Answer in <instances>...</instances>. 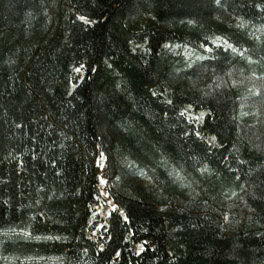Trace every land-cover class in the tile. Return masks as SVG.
<instances>
[{"label": "trees", "instance_id": "trees-1", "mask_svg": "<svg viewBox=\"0 0 264 264\" xmlns=\"http://www.w3.org/2000/svg\"><path fill=\"white\" fill-rule=\"evenodd\" d=\"M137 3L138 0H121L119 5L117 0H0V171L3 172L0 179L11 177L7 192L0 199L18 201L17 207L24 206L21 212L10 211L0 219L11 220L13 215L26 213V224L28 218L51 209L49 215L53 220L62 219L59 225L47 222L51 234L73 238L64 241L60 250L57 242L55 248L34 247L26 255L38 251L46 257L65 256L64 264H227L239 260L231 251L234 243L253 253L247 258V264H262L264 241L255 233H264V212L259 208L255 212L249 210L255 204L241 191V186L252 191L253 180L264 172V154L255 147L264 148V135H261L264 133V78H261L264 61L252 53L250 37H247L249 43L242 41L243 49H249L244 55L258 62L248 64L239 54L229 53L230 62L223 71H216L215 61L207 60L187 69L183 60L175 59L167 50L157 49L155 58L145 59L161 71V76L158 82H149L137 71L134 57L139 54L130 51L126 39H132L134 44L143 43L138 37L147 35L149 43L154 44L161 35L167 38L171 34L172 43L186 42L206 57L223 58V50L216 49L209 34H230V24L223 16L232 10L210 15L208 0H161L159 6L149 4V11L137 7ZM212 7H216L214 3ZM252 11L249 4L232 15L242 21L247 19L244 14L250 15ZM77 14L86 15L95 23L84 25L76 20ZM140 14L150 17L152 24L134 28L131 20ZM189 20L191 25L187 23ZM259 25L257 19L255 26H249L258 28ZM235 30L232 26L231 31ZM257 36L264 40V34ZM164 42L168 41L165 39L161 44ZM229 42L235 43L231 39ZM202 43L212 48V53L205 52L200 47ZM126 47L129 50L125 51ZM237 48L239 52L241 45ZM210 63L212 66H208ZM80 64H84L82 71L74 72L73 68ZM201 65L208 66V70L204 71ZM90 67L97 71L92 72ZM185 72L191 75L190 80L185 79ZM125 79L135 87L133 95L138 99L135 106L123 92ZM249 81L252 83L246 86ZM236 82L240 84L233 85ZM117 83L120 89L115 87ZM151 90L158 95L151 96ZM257 91L260 95L253 94ZM205 92H212L221 101L212 105V114L206 120L220 134L217 143L223 140L222 146L213 148L206 159L202 141L194 134L187 140L181 135V129L191 134L202 125L194 119L189 124L179 117L181 107L176 99L180 96L185 105H193L190 111L194 118L208 107ZM109 94L108 106L101 104L98 110L94 105ZM167 99L173 100L172 106L163 102ZM249 100L252 107L241 121V108ZM140 105L148 110L147 114ZM257 111L262 115H252ZM164 112H168L167 117ZM233 116L238 119L233 121ZM204 134L214 133L204 128ZM181 142L212 173L200 177L185 166L187 173H180L197 186L194 192L185 190L178 181L169 185L166 179L165 167L168 171L175 167L167 153ZM100 151L107 157L101 161L107 169L112 167L114 154L129 156L141 168L149 164L147 170L161 185L166 198L157 201L153 192L132 184L129 185L132 198L115 197L109 191L108 197L101 196L95 201L96 195L108 192L98 181H93V171L99 175L96 160ZM33 155L40 161L56 159L57 164L35 163L33 168ZM225 157V163L236 169L235 172H229L225 163H221ZM241 160L246 163L240 164ZM21 161L28 169L19 173L23 180L12 172ZM155 164L165 167L153 171ZM117 167L123 177L124 169ZM57 171L59 176L55 175ZM3 187L0 185V190ZM37 188L41 189L39 193ZM89 189L94 191L90 194ZM233 192L237 195L233 196ZM240 197L248 202L247 207ZM107 200L116 203L118 211L123 209L129 215L131 231L126 233L129 237L126 241L118 236L110 240L104 229L94 227L110 219L105 215L110 211ZM89 204L93 205L91 211ZM92 211L98 214L92 217ZM225 214L232 221L230 229L223 220ZM89 218L92 224H87ZM193 223L199 226L193 229L190 227ZM221 224L226 227H218ZM22 227L19 223L0 226V240H16L18 236L7 233ZM57 228L67 231L58 233ZM25 229L31 231V228ZM144 241H147L146 251L137 256L139 245ZM84 249H88L87 254ZM3 255L8 257L7 264H36L23 260L25 257L19 250L12 248ZM100 257H104L103 262ZM0 264L5 262L0 260Z\"/></svg>", "mask_w": 264, "mask_h": 264}, {"label": "snow or ice", "instance_id": "snow-or-ice-1", "mask_svg": "<svg viewBox=\"0 0 264 264\" xmlns=\"http://www.w3.org/2000/svg\"><path fill=\"white\" fill-rule=\"evenodd\" d=\"M121 3V0H117V5ZM161 3V0H138L137 7L143 8L145 11H149V4L159 6ZM215 4V8L212 7V4ZM251 6L253 9L252 13L249 15L248 13H245L244 15L247 17L246 20H242L240 24L236 25V30L234 32L231 31L232 25H228V29L230 30V34L228 35H221L217 36L215 40H213V43L215 44V47L217 50H223V58L222 56H204L200 55L197 57L200 61H215L214 68L216 71H223L226 64H228L230 61L227 58V55L229 53L231 54H239L241 58L244 61H247L248 64H253L258 61H253L251 59V56L244 55L245 51H249V49H243L242 41L243 43H249V39L247 37L251 38L252 42V48L251 51L253 54L258 55L259 61H264V40H261L259 36L256 35V32H245L242 31L243 29H246L248 25L255 26V21L259 19L260 25L256 29L257 32H260L264 34V0H208V6L210 9V15L212 12H222L226 11L227 9H231L232 12L242 11L243 8L246 5ZM258 10V11H257ZM232 12H229L228 14L231 15ZM76 20L82 21L84 25H91L95 22L88 19L86 15H76ZM183 23V21H182ZM189 25L192 24V21H187ZM174 36L169 35L167 38H165L163 35L160 36L158 40L155 41L154 44L149 43V38L147 35H144L142 37H138V39L143 40V43H133L132 39H126V45L131 46L130 51L133 54H139L135 56L134 58L137 60V71L140 72L144 77H147L149 82H158L159 78L161 76V71L157 68H154L151 61L145 59V57L152 56L155 58L157 55V49L162 50H179L181 48L187 49L188 44H177L172 43ZM167 40L168 42H164L161 44V41ZM234 40L235 43H230L229 40ZM217 41H220V43H217ZM256 41H259V43H256ZM241 45V50L238 52L237 45ZM147 45V46H146ZM200 47L204 49L205 52L212 53V48L208 47L206 43L200 44ZM129 50L127 47L125 48V51ZM161 59H164L163 53H160ZM185 62V67L187 69H193V64L191 62H188V57H183ZM107 63V61H105ZM109 68H111V65H108ZM208 66H212L211 63ZM208 66L201 65V67L204 69V71L208 70ZM84 68V64H80L79 67H74L73 71L76 73H80L82 69ZM261 68H264V64L261 65ZM90 70L92 72H96L97 69L95 67H90ZM176 71H179V69H176ZM230 76L231 74L228 73ZM253 76H255V72L252 73ZM185 79H191V75L188 72L184 73ZM264 78V73H262V77ZM83 79V77H81ZM117 89L121 88L120 83H117L115 85ZM217 88L220 87V85H216ZM168 85L165 84V91H167ZM135 91L134 85H132V82L128 79L124 80V87L123 92L126 93V99L129 100L133 106H135L138 103L137 97L133 95V92ZM117 95L119 93H116ZM254 95H260L259 91L253 93ZM90 95L94 94L91 93ZM158 95V92L155 90H151V96L156 97ZM205 97H208L209 99L206 101L208 107L205 111H201L197 116L193 118L192 113L190 109L193 107L191 103H188L187 105L184 104V101L180 98V96H177V103L181 107V110L179 111V117L186 119L189 124L192 123L193 119L202 125L200 129H194L193 132L190 134L188 130L181 129V135L187 140L190 138V135L194 134L197 140L202 141L206 147V153H205V159L208 155L212 154L213 148H219L223 144V140L221 139L219 143H217L219 132H216L214 127L212 125H209L207 123L206 117L210 116L212 114L213 104H220L221 101L218 99L212 92H205L203 94ZM79 98V97H77ZM111 100V94H109L106 98L101 100L99 103L95 104L94 106L99 110L100 105L103 104L104 107L108 106V102ZM169 106L173 105V100L167 99L163 101ZM141 109H144V105H140ZM145 113H148L147 109H144ZM90 115V114H89ZM248 113H242L239 119L243 121V117L247 116ZM252 115L260 116L262 113L259 111L252 113ZM164 116H168V112H164ZM155 118V117H153ZM99 116L97 117V123H99ZM233 121L237 120V116L232 117ZM259 122V121H258ZM19 127V125L17 126ZM130 127V126H129ZM170 127H175V125H171ZM204 128L208 129L209 134H204ZM236 128L239 129L240 125L237 124ZM93 135H96V133H93ZM261 135H264L262 133ZM257 140L260 139V136L256 137ZM264 144V142H262ZM96 148H100V144L95 145ZM256 149L258 151H261L262 154H264V148H262L261 145H255ZM164 154H162L163 156ZM168 159L171 160V162L175 165L172 171H168L167 168L162 164H155L153 165V171L157 167H165L166 172V179L168 181L169 185H174L177 183V180L173 178V175L175 174V177H180V172L183 171L187 173L188 167H190L194 172L199 173L200 177H204L206 175L210 176L212 173L206 164H201L198 160L195 154L193 152L185 147V143H176L173 150L169 153H167ZM107 159L105 156L104 151L99 152V158L96 160V165L98 170H103L104 164L101 162L103 160ZM31 160L34 161L32 164V167L35 168V163H51L53 165L57 164L56 159H51L50 161H40L39 157L36 155H33L31 157ZM227 160V157H225L221 163H225ZM191 162V163H189ZM246 161L241 160L240 164H244ZM188 166V167H185ZM225 167L229 172H235L236 169L230 168L225 163ZM149 168V164H145L144 168L140 170L141 175H145L146 170ZM27 164L24 161H21L13 170V175L17 176L18 179L23 180L24 178L22 176H19V173L22 171H26ZM251 174V173H250ZM0 175H3V172L0 171ZM56 176H59L60 173L57 171L55 172ZM124 175H127V173H124ZM9 179L11 177H8L6 179H0V185H3V189L0 190V195H5L7 192V186L9 183ZM31 177H29V180ZM116 179H121V176H116ZM151 179V177H149ZM158 179V178H157ZM237 180H239V177H236ZM93 181H98L99 185H106L108 183V180L105 179L103 175H97L96 170L93 171ZM163 183V182H161ZM252 188V191H246L243 186H241V191L245 193V196H248L253 204H255V207L250 208L249 210L252 212H255L257 208L260 209L261 212H264V172H261L259 176L256 178V180H253L252 184L250 185ZM41 189L37 188V193H39ZM94 191V189H89L90 194ZM23 195V193H21ZM233 196H236L237 194L235 192L232 193ZM101 196L108 197L109 193L107 191L101 192L99 195L95 196V201H99L101 199ZM48 199H52V197H48ZM241 201L244 202L245 206H248V202L244 201V197H240ZM19 202L13 203L10 199H0V217L6 216L10 211L13 213L21 212V210L24 208L23 205H20L17 207L16 205ZM37 204L40 203V200L37 199ZM106 203L110 205V211L105 213L107 217L110 219L106 220L105 224L100 225H94V227H99L104 229L105 233L108 234V238L111 240L115 236H118L121 240H128L129 237L126 234L127 232H130L131 229L128 228V225L131 223V220L129 218L128 214H125L123 209H119L118 211V205L116 203H113L111 200H107ZM47 208V205L44 206ZM93 205L89 204L88 209L91 211ZM48 211H40L35 216H32L28 218V223L25 224V215L26 213H21V215H13L11 220L6 219H0V226H3L4 224L11 225L13 223H19L24 225V227L21 228V234L18 236L16 240H0V260H3L5 264H7L8 257L4 256L3 253L9 251L10 248H12L14 251L19 250L20 255L25 257V260L29 261H35L36 264H48L49 260H56L59 262V264H64L63 257H46L40 254V252H35L31 256L26 255V253L31 252L32 249L35 248H41V249H47L49 245L52 247H57V242L60 243V247L57 248V250H60L64 246V241L69 240L73 238L71 235L64 236L62 234H51V229L48 228L47 222L51 221L54 225H59L62 223V219H52V216L49 215ZM98 213L95 211L91 212L92 217H95ZM205 219H207V216H205ZM223 220L227 222V228H231L232 221L229 220L228 215H223ZM87 224H92L93 220L91 218L87 219ZM199 225L193 223L190 225L191 228L195 229ZM83 227V222H82ZM220 228H225L226 225L221 224L218 225ZM25 228H31V231H25ZM11 230V229H10ZM146 230V229H145ZM63 231H67V229H60L57 228L56 232L62 233ZM35 233V234H34ZM48 233V234H46ZM255 235L259 236L261 238V241H264V233L257 231ZM89 239L91 240L92 237L89 236ZM147 244V241H144L141 245H139V251L136 253L137 256H139L141 253L145 252L146 249L144 245ZM85 254H87L88 249L83 250ZM101 251H103V247H101ZM231 251L239 258V260H231L228 261L227 264H247V258L250 255H253V253H249L245 248L241 247L239 244H233V247ZM75 255V253H74ZM116 256H120V252H116ZM19 259V257H17ZM101 262H103L104 257H100ZM23 264V262H22ZM262 264H264V261H262Z\"/></svg>", "mask_w": 264, "mask_h": 264}, {"label": "rangeland", "instance_id": "rangeland-1", "mask_svg": "<svg viewBox=\"0 0 264 264\" xmlns=\"http://www.w3.org/2000/svg\"><path fill=\"white\" fill-rule=\"evenodd\" d=\"M224 20H226L230 25L236 28V25L241 23V20L238 19L237 17L233 16L232 14L229 15L227 12L224 13L223 16ZM132 25L136 29L140 28H145L147 26H150L152 24V19L150 17L144 16V15H138L137 17L133 18L132 20ZM246 29L249 32H256V35L260 34V32H257L255 27L247 26ZM217 36H220L216 33H210L209 38L210 41L213 43V40ZM186 42H182L180 44H183ZM217 43H220V41H217ZM188 44V43H187ZM169 53L172 54V56L175 59L183 60L184 56L188 57V62H191L192 64H195L199 62L200 60L197 59L198 56L204 55L203 52H201L199 49L195 48L194 46L188 44L187 49H179V50H167ZM185 64V62H184ZM246 83V82H245ZM252 83L251 81L247 82L246 86L250 85ZM239 85L240 83L236 82L233 83V85ZM245 86V87H246ZM252 100H249L244 102L246 103L247 106H244V108H241L243 113H247L249 111V108H251ZM116 153V151H114ZM113 162H112V167L107 169L105 166L103 170H99L98 174L103 175L105 179L108 180V183L106 185H103L108 190V193L110 191V194L113 196H118V197H124V198H132V193L129 189V185L136 184L141 187L146 188L150 192H153L156 196V200L158 201L159 199H164L166 198V193L164 192L163 188L161 185L158 183V181L155 179L153 176L152 172L146 170L145 175L140 174V170L143 169L141 168L132 158H130L127 155H122V154H114L113 157ZM117 165H120L124 169V173H127V175L123 174V177L119 174V169ZM116 176H121V179L117 180ZM151 177V179H149ZM173 178L176 179L178 182H180L185 190H190V191H197V186L194 185L193 183L187 181L184 176L180 173V177L177 178L175 177V174L173 175ZM25 231H29L28 229H25ZM8 235L11 236H19L21 234V229H13L10 232L7 233ZM52 257H57V256H52ZM21 259V258H19ZM64 261L67 260V257H63ZM25 260V259H23ZM27 262L31 263H36L35 261H29L25 260ZM58 261L56 260H49L48 263H56ZM42 263V262H41Z\"/></svg>", "mask_w": 264, "mask_h": 264}]
</instances>
